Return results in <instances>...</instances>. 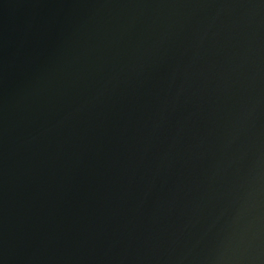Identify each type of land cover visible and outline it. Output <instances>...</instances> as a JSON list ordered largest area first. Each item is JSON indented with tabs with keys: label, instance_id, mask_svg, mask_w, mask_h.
<instances>
[{
	"label": "water",
	"instance_id": "1",
	"mask_svg": "<svg viewBox=\"0 0 264 264\" xmlns=\"http://www.w3.org/2000/svg\"><path fill=\"white\" fill-rule=\"evenodd\" d=\"M0 264H264V0H0Z\"/></svg>",
	"mask_w": 264,
	"mask_h": 264
}]
</instances>
